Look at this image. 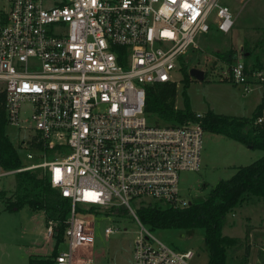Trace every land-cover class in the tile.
I'll return each instance as SVG.
<instances>
[{
	"label": "built area",
	"instance_id": "built-area-1",
	"mask_svg": "<svg viewBox=\"0 0 264 264\" xmlns=\"http://www.w3.org/2000/svg\"><path fill=\"white\" fill-rule=\"evenodd\" d=\"M217 1L0 0L6 125L30 133L21 142L34 160L0 169V176L41 168L68 202L66 249L53 264H74V252L92 246L85 218L91 206L123 207L138 225L132 264H188L192 251L158 241L135 209L191 202L179 192L178 174L198 170L203 129L199 120L156 122L144 113V93L147 85L174 82L172 72L188 48H197V34L211 25L230 31L232 14ZM223 65L221 79L243 91L264 88V64L249 70L238 56ZM253 123L264 125V106ZM54 223L47 220L45 237ZM116 231L103 228L104 235Z\"/></svg>",
	"mask_w": 264,
	"mask_h": 264
},
{
	"label": "rangeland",
	"instance_id": "rangeland-1",
	"mask_svg": "<svg viewBox=\"0 0 264 264\" xmlns=\"http://www.w3.org/2000/svg\"><path fill=\"white\" fill-rule=\"evenodd\" d=\"M217 4L228 8L233 25L225 34L211 25L206 33L194 37L197 48H188L180 62L185 65L187 73L189 68L202 70L203 79L197 80L188 74L190 79L185 87V96L188 106L195 113L202 114L210 109L215 113L249 119L256 105L264 103V89L257 85L243 91L241 86L221 79L219 72L224 65L216 53L228 48L238 51L244 41L252 46L264 37V0H218ZM172 74L176 89L174 106L182 108L185 103L182 75L176 68ZM5 133L17 147L22 164L34 161L25 157L29 150L27 144L21 142L30 133L9 125L5 126ZM261 154V150L203 131L199 168L197 171L179 172V192L191 202L201 201L217 180L228 178L237 166L245 165ZM13 185V173L0 176V190L4 192L0 197L5 198L11 193ZM90 213L85 218L92 222L94 241L92 246L81 247L74 252V264H132L133 237L139 228L131 216L108 215L101 211ZM46 223L43 211L26 206L9 211L3 208L0 201V264H27L29 257L48 256L54 240L52 236L45 237ZM105 226L117 231L104 235ZM221 230L222 234L240 240L237 246L227 247L229 264H257L259 258L256 252L264 248V197L243 194L226 214ZM151 234L168 247L190 249L193 255L188 264H206L208 255L201 229H156ZM56 249L58 252L65 250L66 242L59 243Z\"/></svg>",
	"mask_w": 264,
	"mask_h": 264
},
{
	"label": "trees",
	"instance_id": "trees-1",
	"mask_svg": "<svg viewBox=\"0 0 264 264\" xmlns=\"http://www.w3.org/2000/svg\"><path fill=\"white\" fill-rule=\"evenodd\" d=\"M238 51L228 48L216 55L226 65L239 56L247 69L259 68L264 64V37L252 46L244 41ZM179 71L182 75L184 107L174 106L176 92L174 82L154 83L145 86L144 113L156 122L169 124L199 120L203 131L223 135L248 148L261 150L262 154L245 165L237 166L228 178L217 180L201 201L190 202L181 208L160 206L157 203L141 204L136 207L135 214L139 222L150 231L170 228L201 229L202 239L207 248L206 264H229L227 247L233 244L237 246L240 240L222 234L221 229L226 214L240 201L243 194L264 197V125L253 123L264 103L260 102L256 105L249 119L215 113L210 109L204 111L198 119L188 106L185 96V87L190 78L182 63H179ZM5 126L3 93L0 91V169L10 171L20 168L22 163L17 147L5 133ZM13 175L14 185L11 193L5 198L0 197L3 208L10 211L26 206L31 210L45 212L47 220L52 219L55 222L52 233L54 245L51 253L43 258L29 257L27 264H53L57 245L63 241L65 226L63 220L68 210V202L49 187L46 174L41 168L16 171ZM3 193V190H0V194ZM87 211L93 213L101 211L103 214L115 216L128 215L120 206L115 209L91 206ZM245 236H247V228ZM244 255L246 256V252ZM256 255L259 258L257 264H264L263 247L257 250Z\"/></svg>",
	"mask_w": 264,
	"mask_h": 264
},
{
	"label": "water",
	"instance_id": "water-1",
	"mask_svg": "<svg viewBox=\"0 0 264 264\" xmlns=\"http://www.w3.org/2000/svg\"><path fill=\"white\" fill-rule=\"evenodd\" d=\"M188 74L197 79V80H202L203 79V71L197 68H189L188 69Z\"/></svg>",
	"mask_w": 264,
	"mask_h": 264
},
{
	"label": "crops",
	"instance_id": "crops-1",
	"mask_svg": "<svg viewBox=\"0 0 264 264\" xmlns=\"http://www.w3.org/2000/svg\"><path fill=\"white\" fill-rule=\"evenodd\" d=\"M263 88V87H262ZM264 89V88H263ZM264 91V90H263Z\"/></svg>",
	"mask_w": 264,
	"mask_h": 264
}]
</instances>
